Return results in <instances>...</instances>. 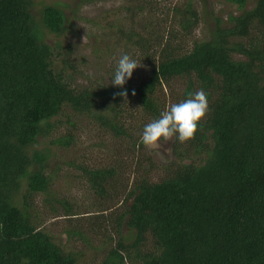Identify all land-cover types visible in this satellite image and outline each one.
Wrapping results in <instances>:
<instances>
[{
    "label": "trees",
    "instance_id": "1",
    "mask_svg": "<svg viewBox=\"0 0 264 264\" xmlns=\"http://www.w3.org/2000/svg\"><path fill=\"white\" fill-rule=\"evenodd\" d=\"M226 1L240 14L223 26L216 16L207 22L205 10L207 35L188 48L200 24L190 2L173 9L178 29L173 22L165 34H129L149 58L145 79L76 90L53 69L52 48L42 43L45 34L65 32L64 11L43 4L36 18L30 0H0V264H77L30 212V201L48 196L51 183L50 155L37 148L39 140L63 110L123 136L118 109L125 100L114 94L127 89V100L152 122L165 110L158 91L176 80L185 83L179 102L203 90L210 111L194 140L174 138L179 163L165 167L164 178L133 183L131 203L114 222L118 239L99 264H264V0L249 10V0ZM72 141L63 134L49 143L68 148ZM87 175L99 196L116 177L107 169Z\"/></svg>",
    "mask_w": 264,
    "mask_h": 264
},
{
    "label": "rangeland",
    "instance_id": "2",
    "mask_svg": "<svg viewBox=\"0 0 264 264\" xmlns=\"http://www.w3.org/2000/svg\"><path fill=\"white\" fill-rule=\"evenodd\" d=\"M30 1L33 4L31 12L36 18L43 4L55 5L64 11L65 32L59 37L45 34L42 43L52 48L53 69L62 73L69 86L76 90L111 85L123 54L143 65L134 70L128 82L145 79L149 58L135 44L136 38L129 40L128 36L131 33L147 35L148 32L165 34L169 28L175 25L177 28V22L173 21V9L177 6L183 8L190 2L200 16L198 29L184 43L187 48L190 41L202 40L207 35L208 27L202 23L206 19L205 10L209 13L207 22L216 16L223 26L229 16L240 14L236 6L226 0ZM253 5L254 0H249L245 9ZM184 88V81L176 80L171 88L159 90L156 97L166 109L181 101ZM118 110L119 123L126 132L123 136L116 137L85 113L64 109L54 120L53 131L40 139L37 147L49 152L47 174L51 183L48 196L38 195L30 201L32 220L64 253L76 256L77 264H99L114 247L118 239L114 222L131 203L126 196L133 183L142 178L154 183L160 181L166 175L165 167L179 163L173 150L174 139L158 150L140 142L144 126L150 120L137 103L127 100ZM63 134L72 136L70 147L60 148L49 143ZM95 169L112 170L116 174L113 187H107L104 196L97 195L88 181L87 172ZM121 234L127 235L124 225Z\"/></svg>",
    "mask_w": 264,
    "mask_h": 264
},
{
    "label": "clouds",
    "instance_id": "3",
    "mask_svg": "<svg viewBox=\"0 0 264 264\" xmlns=\"http://www.w3.org/2000/svg\"><path fill=\"white\" fill-rule=\"evenodd\" d=\"M142 66L138 60L123 54L116 65L111 84L124 88L127 81L133 77L134 70ZM114 95L121 96L127 101L128 91L125 89ZM132 95H136L135 90H132ZM209 111L207 94L203 90L190 92L186 100L170 104L158 119L146 124L140 142L152 150H158L174 138L181 144L192 141L196 138L201 122Z\"/></svg>",
    "mask_w": 264,
    "mask_h": 264
}]
</instances>
